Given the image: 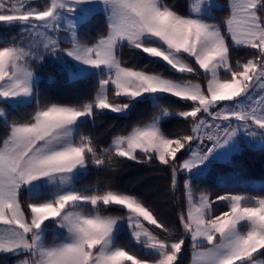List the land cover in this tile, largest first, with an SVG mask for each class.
I'll return each mask as SVG.
<instances>
[{
  "label": "snow or ice",
  "instance_id": "snow-or-ice-1",
  "mask_svg": "<svg viewBox=\"0 0 264 264\" xmlns=\"http://www.w3.org/2000/svg\"><path fill=\"white\" fill-rule=\"evenodd\" d=\"M216 7L212 0H197L181 14L165 0H48L42 8L30 0H0V27L18 29L0 46V104L36 103L27 120L8 125L0 145V254L24 255L18 264H181L190 238L192 264H264L253 255L264 254V197L225 193L213 200L192 190V180L205 174L212 158L238 148L239 133L259 136L264 146V0H229L222 24L205 19ZM94 12L103 14L106 31L91 45L82 44L79 24ZM61 31L70 38L62 41ZM62 42L71 46L61 48ZM124 47L139 50L150 64L162 62L168 75L147 64L124 66ZM234 47L253 50L251 58L233 67ZM45 56L61 61L73 78L98 76L94 99L42 104L31 64ZM169 96L186 102L175 115L190 131L166 134L161 121L172 113L161 108L150 123L115 136L107 148L97 150L90 136L77 137L79 126L97 114L107 110L119 119L148 100L159 107ZM121 159L158 162L170 170L173 189L178 176H186L178 239L154 234L149 226L169 229L136 195L72 190L89 161L102 169ZM49 187L56 191L44 199ZM220 203L227 210L214 214ZM102 206H116L124 215H103ZM125 224L143 255L115 246ZM49 230L63 237L53 246L44 242Z\"/></svg>",
  "mask_w": 264,
  "mask_h": 264
},
{
  "label": "trees",
  "instance_id": "trees-1",
  "mask_svg": "<svg viewBox=\"0 0 264 264\" xmlns=\"http://www.w3.org/2000/svg\"><path fill=\"white\" fill-rule=\"evenodd\" d=\"M36 5L43 7L48 0H36ZM191 0H165V3L172 5L181 14H188V8ZM219 6L212 10V16L206 17L209 20L222 24V21L228 14V0H217ZM106 31V22L102 13H93L87 20L80 23L78 28V39L80 43L91 45L96 38ZM18 29L12 30L0 27V46L3 45L5 38L11 39L16 36ZM62 33H65L64 31ZM61 47L70 46L67 42H62ZM253 50L243 47L233 48L231 51V63L233 67L237 62H244L251 58ZM124 66L143 68L146 64L149 70L168 75L166 66L162 63L150 64L148 58L141 54L139 50L124 47L119 53ZM65 61H68L65 58ZM39 77L36 82V92L42 104L59 103L69 105H82L85 102L94 99L96 94L99 77L88 75L83 77L70 78L68 71L59 69L56 64H46L43 67L37 65L31 66ZM223 75V71L221 72ZM173 78H181L176 74ZM187 78V77H184ZM203 82V81H201ZM190 103V102H187ZM154 106L151 100L137 105L130 113L123 118H116V114L106 112L97 114L94 119L89 118L87 123H82L77 129V137L80 135L90 136L97 150L107 148L111 145L113 138L117 135H126L135 126H143L150 123L161 108H167L172 115L163 118L161 121L162 130L168 134H184L190 131V126L182 118L175 115L180 110L186 109V102L174 97H167L158 101ZM4 109V115L0 116V145L7 136L8 125L13 121L24 122L36 108L35 99L31 105H19L16 107L1 104ZM184 157H181L183 159ZM231 173L235 175L231 178L227 176ZM224 178L225 183L220 184L219 179ZM186 176L181 174L177 178V186L172 187L170 170H165L164 166L154 161L151 164L136 163L121 159L115 167H105L97 169L89 166L85 173L77 175L72 181V189L82 192L86 195L93 194L96 190L101 192L106 190H116L128 192L141 198L159 217V219L169 229V232H162L149 226L154 230V234L162 239H178L182 233L179 227V214L187 208L184 195V181ZM250 180L264 181V146L253 147L240 143V148L233 152L230 157L223 162H212L204 175L192 180L193 193L198 197L201 193H206L211 199L215 200L217 195L225 193L250 195L264 197V187H253L246 183ZM50 193L43 198L48 199ZM22 201L26 205L29 201L28 193L22 195ZM91 205L85 209L90 211ZM226 204L214 205V214L226 211ZM101 214L122 216L124 211L113 206L105 210L101 207ZM50 231V230H49ZM47 245L51 240L46 236ZM115 246L124 247L129 252L143 255L142 248H139L131 237L126 224L121 228L115 237ZM191 241L186 240L181 264H189L191 256ZM255 259L264 261V254H253ZM24 255L0 254V264H16L23 260ZM130 264V262H129Z\"/></svg>",
  "mask_w": 264,
  "mask_h": 264
},
{
  "label": "rangeland",
  "instance_id": "rangeland-1",
  "mask_svg": "<svg viewBox=\"0 0 264 264\" xmlns=\"http://www.w3.org/2000/svg\"><path fill=\"white\" fill-rule=\"evenodd\" d=\"M30 2L32 3V5L33 6H37L36 5V3H37V1L36 0H30ZM195 2H197V0H191L190 1V4H189V8H188V11H190V8H191V5L193 4V3H195ZM212 2L216 5V6H219V3H218V1L217 0H212ZM228 4H229V0H228ZM93 13H90L88 16H87V18L86 19H84L83 21H85V20H87L91 15H92ZM81 15H83V14H81ZM210 16H212V12L210 13ZM210 16H205V19L208 21V22H210V23H216V22H214V21H212V20H209V19H207L206 17H210ZM83 21H81L80 23H82ZM80 25V24H79ZM63 31H61L60 33H59V36H60V39L63 41V40H66V39H68V38H70V34L69 33H67V32H65V33H62ZM1 36H0V41H1ZM35 39H37V41H39V38H35ZM71 46V45H70ZM70 46H68V47H70ZM41 47H42V45H41ZM61 47V46H60ZM68 47H61V48H68ZM65 58L69 61L70 60V58H67V57H64L63 58V60L65 61ZM67 62V61H66ZM69 63L70 64H74L75 62H73V61H69ZM46 64H56L57 66H58V68L59 69H65L64 68V65H63V63L61 62V61H59V60H55L54 58H48L47 56H45V58L44 59H38V60H36L35 62H33L32 64H31V66H34V65H37L38 67H43L44 65H46ZM83 67V66H82ZM31 70L34 72V70L31 68ZM66 70V69H65ZM74 71H75V69H74ZM34 74H35V76L37 77V80H36V82L38 81V79H39V77L37 76V74L34 72ZM68 75H69V77L72 79L73 78V76L72 75H70V73L68 72ZM78 77H83V76H78ZM76 78V77H75ZM260 94V92H259V89H257L256 90V92L254 93V95H259ZM0 108H2L3 109V107L1 106V104H0ZM4 110V109H3ZM106 112H107V110H106ZM110 113V112H109ZM113 114V113H112ZM233 123H235V121H233ZM241 141H243L245 144H247V145H251V146H253V147H257V146H259V145H261V138L258 136V137H256V138H250V137H247V136H245L242 132L241 133H239L238 134V137H237V140H236V143H237V145H238V148H229V149H227V152L229 153V155H227V156H221V155H223V150H222V152H221V154L220 155H218L216 158L214 157V158H212L211 160H210V162H208V166L212 163V162H223V161H226L229 157H230V155L233 153V152H235L236 150H238L239 148H240V143H241ZM112 143V142H111ZM210 144H211V142L210 141H207V140H205L204 141V145H207V146H210ZM208 166H207V168H208ZM203 168H204V166H201V169L199 170V171H202L203 170ZM196 171H198V170H194V172H196ZM235 174L234 173H231L230 175H228L227 177L228 178H231V177H233ZM219 183L220 184H224L225 183V180H224V178H221V179H219ZM247 185H251V186H253V187H264V181H260V180H250V181H248L247 183H246ZM71 188H72V182H71ZM73 190V189H72ZM54 191H56V189H53V188H51V187H49L48 188V193H50V194H52ZM242 195V194H241ZM146 223V222H145ZM48 235V238L51 240V243L49 244V245H47L46 243H45V245L46 246H53L55 243H58L59 242V239H62L63 237H62V234H58L57 232H55V231H53V230H50V231H47V233H46V235H45V241L44 242H46V236ZM190 239V238H189ZM191 241V240H190ZM138 247L139 248H142V246H140V245H138ZM256 261H263L262 259H255ZM20 261V260H19ZM19 261H17L16 262V264H18V262ZM189 264H192V250H191V256H190V260H189Z\"/></svg>",
  "mask_w": 264,
  "mask_h": 264
},
{
  "label": "crops",
  "instance_id": "crops-1",
  "mask_svg": "<svg viewBox=\"0 0 264 264\" xmlns=\"http://www.w3.org/2000/svg\"><path fill=\"white\" fill-rule=\"evenodd\" d=\"M228 152H229V151H228ZM221 156H225V155L223 154V155H221ZM216 157H217V156H216ZM216 157H215V158H216Z\"/></svg>",
  "mask_w": 264,
  "mask_h": 264
}]
</instances>
